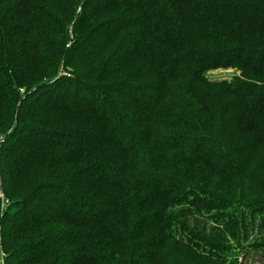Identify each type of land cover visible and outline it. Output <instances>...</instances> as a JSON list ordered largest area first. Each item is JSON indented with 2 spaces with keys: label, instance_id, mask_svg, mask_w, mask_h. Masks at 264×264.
Returning <instances> with one entry per match:
<instances>
[{
  "label": "trees",
  "instance_id": "obj_1",
  "mask_svg": "<svg viewBox=\"0 0 264 264\" xmlns=\"http://www.w3.org/2000/svg\"><path fill=\"white\" fill-rule=\"evenodd\" d=\"M0 246L264 264V0H0Z\"/></svg>",
  "mask_w": 264,
  "mask_h": 264
},
{
  "label": "rangeland",
  "instance_id": "obj_2",
  "mask_svg": "<svg viewBox=\"0 0 264 264\" xmlns=\"http://www.w3.org/2000/svg\"><path fill=\"white\" fill-rule=\"evenodd\" d=\"M234 72H237L238 75L241 74L240 70H236V68H228V69H216V70H210L208 72L210 78L212 79H223V78H231L234 74ZM4 260V253L2 252L1 246H0V264H3ZM260 255L255 254L254 256L250 257L248 264H259L260 263Z\"/></svg>",
  "mask_w": 264,
  "mask_h": 264
}]
</instances>
